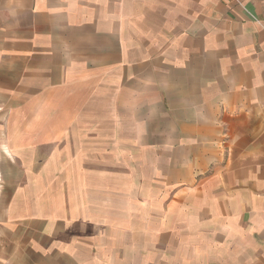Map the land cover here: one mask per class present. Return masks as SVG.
I'll list each match as a JSON object with an SVG mask.
<instances>
[{"label":"crops","instance_id":"0c3cea01","mask_svg":"<svg viewBox=\"0 0 264 264\" xmlns=\"http://www.w3.org/2000/svg\"><path fill=\"white\" fill-rule=\"evenodd\" d=\"M0 172V264H264V0H0Z\"/></svg>","mask_w":264,"mask_h":264},{"label":"rangeland","instance_id":"374dc122","mask_svg":"<svg viewBox=\"0 0 264 264\" xmlns=\"http://www.w3.org/2000/svg\"><path fill=\"white\" fill-rule=\"evenodd\" d=\"M1 173V172H0ZM0 178H1V175H0ZM156 223V224H158V221H153V223ZM139 227V225H137V228ZM120 233H121V238H127V234H128V232L127 231H125L124 229H123V225H121L120 226ZM123 229V230H122ZM123 231H125V232H123ZM105 234H107V232L105 231ZM108 234H111V229H109V233ZM96 261H95V263H91L90 262V264H99V261L97 260V259H95ZM126 264H130V263H126Z\"/></svg>","mask_w":264,"mask_h":264}]
</instances>
